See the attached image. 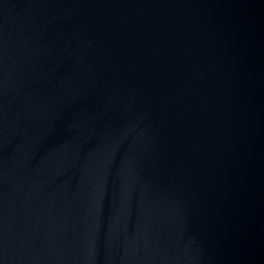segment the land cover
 <instances>
[{
  "label": "water",
  "instance_id": "obj_1",
  "mask_svg": "<svg viewBox=\"0 0 264 264\" xmlns=\"http://www.w3.org/2000/svg\"><path fill=\"white\" fill-rule=\"evenodd\" d=\"M0 264H264V0H0Z\"/></svg>",
  "mask_w": 264,
  "mask_h": 264
}]
</instances>
